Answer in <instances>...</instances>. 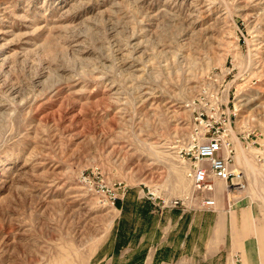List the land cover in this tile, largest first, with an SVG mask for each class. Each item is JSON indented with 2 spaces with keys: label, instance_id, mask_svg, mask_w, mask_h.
I'll return each instance as SVG.
<instances>
[{
  "label": "rangeland",
  "instance_id": "374dc122",
  "mask_svg": "<svg viewBox=\"0 0 264 264\" xmlns=\"http://www.w3.org/2000/svg\"><path fill=\"white\" fill-rule=\"evenodd\" d=\"M200 94L245 192L187 176ZM171 220L206 264L264 235V0H0V264H128Z\"/></svg>",
  "mask_w": 264,
  "mask_h": 264
},
{
  "label": "built area",
  "instance_id": "2783aa9c",
  "mask_svg": "<svg viewBox=\"0 0 264 264\" xmlns=\"http://www.w3.org/2000/svg\"><path fill=\"white\" fill-rule=\"evenodd\" d=\"M207 97L200 94L189 103L192 107L193 125L191 130V145L188 154L191 162L187 176L197 190L211 187L213 179L225 182L232 193L240 194L248 189L245 171L233 163L232 141L226 135V130L216 126L209 115L207 107H201ZM219 109V105L217 106ZM226 124V122H225ZM178 203V201H175ZM205 208H214L216 199L207 195L202 199ZM234 264H245L239 255H235Z\"/></svg>",
  "mask_w": 264,
  "mask_h": 264
},
{
  "label": "crops",
  "instance_id": "0c3cea01",
  "mask_svg": "<svg viewBox=\"0 0 264 264\" xmlns=\"http://www.w3.org/2000/svg\"><path fill=\"white\" fill-rule=\"evenodd\" d=\"M183 227L184 226L181 225V227L178 228V225L173 224L171 220L164 229L162 228L161 238L151 240L140 238L130 239L128 241L117 239L114 240L113 249L117 250L119 257L126 255L130 256L127 260L128 264H135L138 262V250L141 251V254L139 253L141 255L140 264H206V258L204 257L202 260H197L196 262L191 259L189 240L191 225L188 224L185 226V229ZM174 232L180 233L181 239H174ZM246 245L245 243V246ZM250 248L253 249V246L250 245ZM115 250L109 253L110 257L115 255ZM131 250H133V256L130 253ZM198 250L197 247V251ZM237 254L240 255L239 253H231V257L227 256L225 260H222V258H216L215 260V257H212L209 264H234V256Z\"/></svg>",
  "mask_w": 264,
  "mask_h": 264
},
{
  "label": "bare ground",
  "instance_id": "6f19581e",
  "mask_svg": "<svg viewBox=\"0 0 264 264\" xmlns=\"http://www.w3.org/2000/svg\"><path fill=\"white\" fill-rule=\"evenodd\" d=\"M245 225H246L245 227H248V225H249V221L247 218H245ZM253 231H254L255 235L257 236L258 246L255 248V253H254L253 257H250L247 254H244V257H245L244 262H245V264H251V263L264 264V235L261 232V230L258 228V223H256V227ZM248 234L249 233L245 232V234H243L241 236H246ZM235 240H237V239H235Z\"/></svg>",
  "mask_w": 264,
  "mask_h": 264
}]
</instances>
